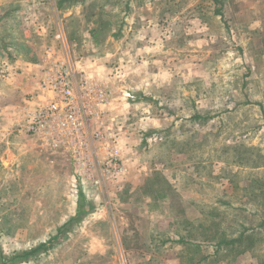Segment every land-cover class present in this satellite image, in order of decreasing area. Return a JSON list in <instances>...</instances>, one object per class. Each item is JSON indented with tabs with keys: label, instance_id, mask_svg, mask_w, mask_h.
I'll return each instance as SVG.
<instances>
[{
	"label": "rangeland",
	"instance_id": "1",
	"mask_svg": "<svg viewBox=\"0 0 264 264\" xmlns=\"http://www.w3.org/2000/svg\"><path fill=\"white\" fill-rule=\"evenodd\" d=\"M22 42L31 60L53 47L78 79L99 84V156L113 144L124 169L69 183L62 160L23 153L15 175L0 180L3 254L50 241L80 198L94 207L46 251L6 264H264V0H0V66ZM196 112L211 118L192 120ZM159 171L174 187L148 200L160 223L152 232L139 210L133 215L143 201L121 194ZM85 183L94 195L79 196ZM240 225L254 227L244 253L209 247ZM130 232L142 240L123 242ZM141 246L150 260H131Z\"/></svg>",
	"mask_w": 264,
	"mask_h": 264
},
{
	"label": "built area",
	"instance_id": "2",
	"mask_svg": "<svg viewBox=\"0 0 264 264\" xmlns=\"http://www.w3.org/2000/svg\"><path fill=\"white\" fill-rule=\"evenodd\" d=\"M55 38L63 41L60 33ZM42 69L37 99L25 107V130L45 150H65L80 179L96 183L106 175L120 174L124 165L115 146L110 145L101 159L98 152L102 134L97 126L105 100L102 88L78 79L72 63L55 56L53 47L45 49Z\"/></svg>",
	"mask_w": 264,
	"mask_h": 264
},
{
	"label": "crops",
	"instance_id": "3",
	"mask_svg": "<svg viewBox=\"0 0 264 264\" xmlns=\"http://www.w3.org/2000/svg\"><path fill=\"white\" fill-rule=\"evenodd\" d=\"M30 46V44H25L23 42L20 43L16 48H14L16 55L13 57V63H4L2 66H0V180L7 181L10 177L15 175L17 171L16 167H18L20 164L19 161L23 153L28 154L31 157H35L38 159V162L40 159H44V157L46 161L50 160L51 163H54V161L57 160H62L70 168V175L67 176L66 181L70 183V179L71 181L72 179L81 180L82 178L78 179V177L74 174V167L68 153L65 150L60 156H58L60 158L53 156L49 152H46L47 150H45L35 135L25 130V107L31 106L32 102L37 99L40 80L44 72L42 71L43 55H40V51L44 52V49L47 48L45 45L41 46L39 52L37 53V61H34L33 59L31 60L29 57L23 55L25 52L28 53L31 51ZM35 66L37 67V73L34 72L36 76L32 77L30 74L33 73ZM113 106V104L110 106V110L112 109L111 112H114ZM153 175L154 173L149 177L147 176L144 179L142 185H140L138 188L132 187L128 193H124L123 195L121 194L122 201H125L126 203L134 202V200L143 201L142 205L133 203L134 206H138L136 208L132 207V210L134 211L133 215L135 213L137 214L136 210H139L141 212L140 215L148 220V224L152 232L160 227V223L157 222L158 211L156 205L154 203H149L148 200L153 199L156 201L160 198L163 199L173 192L174 187L172 182L164 174H162L167 180V189L152 197L149 193V190L145 188V183H147L148 179H150ZM82 180L83 182H86L84 179ZM78 182L80 183V181ZM138 190L140 193L138 196H136ZM93 191H87V184L85 183L83 190L78 189V194L79 196H82L84 193L85 195L90 196L92 194L94 195ZM168 192L169 194H167ZM76 212V204H70L67 206L65 213L62 215L61 222L57 226V230L71 217H74ZM109 220H111V217ZM135 233L136 232H130L127 234L122 233V241L128 243L130 237L135 236H138L139 239L141 238L142 240L143 234L138 233L137 235ZM155 236L156 235H154V237ZM147 237L148 235L145 234V244L147 242L145 240ZM164 244L165 241H162V246L165 247L166 245ZM146 250V247L142 248L141 246L139 251L130 252L133 254L132 256L129 254L130 259L132 258L133 260H140L144 262L149 261L151 256Z\"/></svg>",
	"mask_w": 264,
	"mask_h": 264
},
{
	"label": "trees",
	"instance_id": "4",
	"mask_svg": "<svg viewBox=\"0 0 264 264\" xmlns=\"http://www.w3.org/2000/svg\"><path fill=\"white\" fill-rule=\"evenodd\" d=\"M65 1H72V0H65ZM215 1H220V0H215ZM61 4V2H58V5ZM218 13V11H216ZM95 29H92L91 32L94 34ZM96 35L94 34L93 39L95 41ZM96 42V41H95ZM211 118V116H208ZM208 117H203L201 114L196 112L191 116L192 120H200L201 123H204V120L208 119ZM251 166L257 167L260 166V164H255L253 163ZM168 185L167 180L163 177V175L160 172H155L154 175L148 179V182L145 183V188L149 190L150 195L153 197L154 195L159 194L161 191L167 189L166 186ZM94 206L92 205L91 202H88L82 198L79 199L78 206H77V212H76V218L81 216L85 211H89L93 208ZM74 217H71L66 223L62 224L58 230L57 233L54 235L53 238H51L50 241L48 242H41L38 245L29 248L28 250H25L19 254H13L11 256H6L3 254L2 251H0V264H6L7 262L11 261H17L20 262L23 258H28L29 256H32L39 251H46L49 246L52 245V242L54 239H56L60 234L66 231L68 229V226L73 222ZM254 231V227H248V226H243L240 225V230H238L237 234L232 237H228L224 235L221 237L217 242H210L208 245H210V248H213L215 250H223V249H232V251H235L236 248V255L240 253H244L246 251L245 241H248V244H252L253 242V237H252V232ZM203 240H206L207 238H202ZM178 244L183 243V240H177ZM202 245L200 243H196L194 247H201ZM244 247V248H243ZM205 261L208 260L207 256L203 255L199 261Z\"/></svg>",
	"mask_w": 264,
	"mask_h": 264
}]
</instances>
